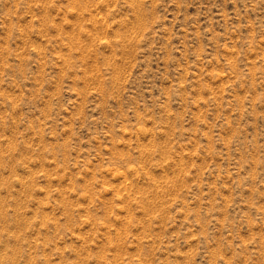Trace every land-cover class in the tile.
<instances>
[{
    "label": "rangeland",
    "instance_id": "obj_1",
    "mask_svg": "<svg viewBox=\"0 0 264 264\" xmlns=\"http://www.w3.org/2000/svg\"><path fill=\"white\" fill-rule=\"evenodd\" d=\"M0 264H264V0H0Z\"/></svg>",
    "mask_w": 264,
    "mask_h": 264
}]
</instances>
